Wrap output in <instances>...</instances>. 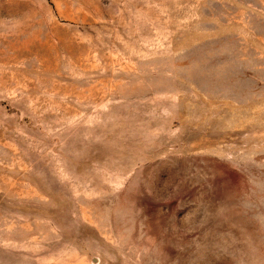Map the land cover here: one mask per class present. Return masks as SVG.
<instances>
[{
    "label": "rangeland",
    "instance_id": "rangeland-1",
    "mask_svg": "<svg viewBox=\"0 0 264 264\" xmlns=\"http://www.w3.org/2000/svg\"><path fill=\"white\" fill-rule=\"evenodd\" d=\"M0 264H264V0H0Z\"/></svg>",
    "mask_w": 264,
    "mask_h": 264
}]
</instances>
